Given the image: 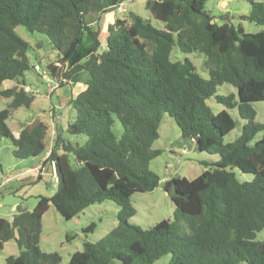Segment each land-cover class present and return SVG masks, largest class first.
<instances>
[{"label": "trees", "instance_id": "obj_1", "mask_svg": "<svg viewBox=\"0 0 264 264\" xmlns=\"http://www.w3.org/2000/svg\"><path fill=\"white\" fill-rule=\"evenodd\" d=\"M124 1L0 0V86L15 82L0 90L11 99L0 110V140L11 141L18 159L47 149L27 183L40 181L47 170L56 179L54 192L39 195L31 210L16 205L10 220L0 217V251L9 240L18 249L2 264H60L57 252L39 248L43 214L52 204L70 220L102 201L118 206L116 225L95 242L83 241L67 264H153L164 255L166 264H264V240L256 239L264 228V122H254L251 105L264 101V4L249 0V13L241 16L262 26L255 33L244 32L240 24L217 23L205 9L206 0H143L163 29L130 12L128 20L115 17L102 32L100 16ZM16 26L44 35L55 59L31 65L30 46L15 33ZM173 49L201 53L208 78L188 58L171 60ZM35 65L46 70L54 88L75 85L81 72L87 78L68 100L74 116L65 127L54 120L49 137L48 125L35 120L15 137L6 120L33 102L34 92L22 78L36 71ZM225 83L236 89V99L233 93L216 94ZM209 98L236 107L245 121L235 140L223 142L235 121L225 109L213 113ZM164 114L183 138L218 159L204 163L192 179L162 181L172 218L143 228L130 222L135 213L130 198L160 181L149 164L160 153L152 144ZM113 116L122 128L119 136L111 130ZM233 169L252 179L238 180Z\"/></svg>", "mask_w": 264, "mask_h": 264}, {"label": "rangeland", "instance_id": "obj_2", "mask_svg": "<svg viewBox=\"0 0 264 264\" xmlns=\"http://www.w3.org/2000/svg\"><path fill=\"white\" fill-rule=\"evenodd\" d=\"M264 4V0H254ZM121 12L113 8L100 16L98 25L102 32L105 31L106 24L113 21L115 17L128 18L129 13L135 12L143 19L158 29H163V23L155 19L149 11L144 8L143 0H126L120 4ZM205 9L213 16L217 23L227 22L233 26L240 24L246 33H255L262 29L253 22L242 20L241 16L249 13V0H206ZM127 19V20H128ZM15 33L25 40L30 49L28 56L30 64L38 63L44 66L49 61L55 59L57 52L51 48L47 38L37 32L30 33L22 26L14 28ZM38 58V61L36 58ZM188 58L195 66L197 73L208 78L207 70L203 67V55L192 51L183 53L173 49L170 54L171 60H183ZM86 72H81L79 82L82 84L86 80ZM25 81L26 88L36 89L39 92L34 93L33 102L29 107H18L15 109L6 123L12 134L16 137L23 124H28L35 120H40L48 125V136L50 137L54 130V120H57L61 127H65L66 122L72 120L74 116L73 108L68 104L72 93L81 86L79 82L72 86L65 85L62 88H54L50 81L41 79L36 71L30 69L24 73L22 78ZM14 81H4L1 89L9 88L14 85ZM76 87V88H75ZM82 87V86H81ZM233 93L236 99V89L230 84H221L217 86L216 94L227 95ZM10 98L0 96V110L5 108L10 102ZM206 104L213 113L225 109L235 121V127L223 137V142L235 140L244 124L237 113L236 107L227 108L217 103L213 98L206 100ZM255 110V123L264 122V101H255L251 103ZM53 109V113L51 111ZM54 116L51 119V116ZM112 132L119 136L121 125L118 119L113 116ZM159 137L153 142L152 147L159 149L160 153L149 164V168L160 178L158 185L151 191L136 192L130 202L135 209L134 215L130 217V222L143 228L152 226L154 223L172 218L173 205L169 196L163 190L160 183L174 176H183L192 179L198 176L206 167L204 163H212L218 159L217 154L199 151L194 141L183 138L175 122L164 114L158 128ZM260 134H257L258 137ZM67 135L64 134V137ZM84 139L80 138V140ZM12 143L8 138L0 140V217L7 220L11 219L15 212V206L19 205L22 209L31 210L37 202L39 195L50 196L55 190V183L52 181V175L49 170L42 173V178L36 183H27L29 176L34 177L39 171L40 163L45 151L39 156L27 157L24 159L15 158L12 155ZM39 164V165H38ZM38 165V166H37ZM32 170L31 168L35 167ZM236 178L240 181H249L252 174L242 173L238 169H233ZM118 206L112 201H102L87 206L81 213L70 220L64 219L53 207L49 205L47 211L41 219L42 230L39 240V248L43 252H57L61 257L60 264H67L70 254L82 249L83 241L95 242L116 225V214ZM93 223L94 227L90 230L89 226ZM257 240H264V228L257 232ZM18 249L13 240L5 243L0 251V264L8 255H16ZM168 255H164L153 264H166ZM239 264H246L241 262Z\"/></svg>", "mask_w": 264, "mask_h": 264}, {"label": "built area", "instance_id": "obj_3", "mask_svg": "<svg viewBox=\"0 0 264 264\" xmlns=\"http://www.w3.org/2000/svg\"><path fill=\"white\" fill-rule=\"evenodd\" d=\"M117 10L119 11V12H121V8H120V5L117 7ZM34 68H35V70L36 71H38V72H40L41 74H42V78L43 79H46L47 81H49L48 80V77H47V72H46V70H44V69H41L39 66H37V65H35L34 66ZM34 93H38L39 91L38 90H36V89H31ZM53 133V132H52ZM52 165V170H53V172H54V165H53V163L51 164ZM56 181V179H55V177H54V182Z\"/></svg>", "mask_w": 264, "mask_h": 264}, {"label": "crops", "instance_id": "obj_4", "mask_svg": "<svg viewBox=\"0 0 264 264\" xmlns=\"http://www.w3.org/2000/svg\"><path fill=\"white\" fill-rule=\"evenodd\" d=\"M83 82H84V80L82 81V84L79 82V85L83 86ZM76 84H77V83H76ZM76 84H75V85H76ZM73 86H74V85H73ZM76 86L78 87V85H76ZM81 86L76 90V92H77L78 90L81 89ZM75 88H76V87H75ZM76 92H75V93H76ZM72 94H74V93H72ZM58 118H59V116H58ZM58 118L56 119V121L58 120ZM45 156H46V155H45ZM45 156H43L42 160L44 159ZM38 165H39V164H38ZM38 165H37V166H38ZM31 169H32V170L36 169V166L33 167V168H31Z\"/></svg>", "mask_w": 264, "mask_h": 264}, {"label": "water", "instance_id": "obj_5", "mask_svg": "<svg viewBox=\"0 0 264 264\" xmlns=\"http://www.w3.org/2000/svg\"><path fill=\"white\" fill-rule=\"evenodd\" d=\"M160 185L162 186V185H163V183L161 182V183H160Z\"/></svg>", "mask_w": 264, "mask_h": 264}]
</instances>
